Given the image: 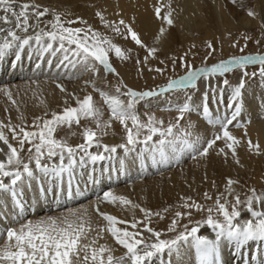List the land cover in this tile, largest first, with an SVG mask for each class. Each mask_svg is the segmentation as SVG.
I'll list each match as a JSON object with an SVG mask.
<instances>
[{"label":"bare ground","instance_id":"obj_1","mask_svg":"<svg viewBox=\"0 0 264 264\" xmlns=\"http://www.w3.org/2000/svg\"><path fill=\"white\" fill-rule=\"evenodd\" d=\"M251 1L253 0L248 2L237 0L235 3L232 0H20L21 3L39 4L40 10L44 7L49 9V5L64 9L75 8L85 19L88 18V24L94 30L111 37L114 43L127 51L129 58L128 63L117 62L115 59L116 63H114L109 55L110 63L118 73L116 75L105 73L102 66L98 64L99 72L85 70L82 66H77L75 69L57 68L59 54L54 57L50 53L40 54L25 47L20 52V59L17 60L15 52L9 51L4 58L0 59V65H2L0 67L2 69L0 121L8 123L10 119L13 124H19L20 117L23 116L26 124L31 125L35 117L44 116L46 112L48 113L46 118H51L52 111L60 113L65 107H77V98L83 99L88 94L93 96L95 105L103 111L102 119L107 121L111 118V112L97 89L114 95L115 87L120 85L122 80L124 85L132 89L155 90L160 93L157 90L161 83L164 84L171 77L154 79L155 73L149 69H153L151 67L158 61L156 57L165 59L166 53H172L177 45H182V42L191 39H217L237 30L245 31L252 37H262L263 34L257 27H263L264 31V2ZM169 6L172 25L157 18L155 14V8L161 7V16H163L169 10ZM249 11H252L254 15L249 16ZM97 12H100L109 22L118 23L120 19H123L139 34L144 45L156 47L155 55L149 57L146 64L143 63L147 55V47L136 45L130 36L126 39L116 36L111 28L102 23L100 17L96 15ZM0 14L3 13L0 12ZM52 19L53 15L49 11L41 18L40 26L45 27L47 21ZM35 22L34 18H30V24ZM12 26L14 27V21ZM6 27L8 25L0 22V28ZM161 27L165 29L163 34L160 33ZM18 34L23 35V33ZM29 34H32L31 29ZM0 35H7V33H0ZM157 37H159L158 40ZM137 59L141 61L139 65ZM181 72L179 71L178 74ZM243 74V69L235 73L234 84H224V79L219 77L216 80L204 78V87L199 85L193 88L189 86L175 89V92L145 98L136 105V112L141 121L147 122L148 117L152 115L158 120L161 119L158 118L157 110L163 105L170 103L169 106H173V109L174 107L180 109L187 103L188 111L190 110L186 115L187 119L185 118L186 121L174 128V132L190 133L189 140H194L196 137L207 140L221 132V125L213 121L217 118L221 121L230 118L234 111V104L241 103L242 110L237 118L240 127L235 126L237 121H233V125L229 126L232 134L240 140V143L236 145V157H233L231 150L227 149L224 140L217 141L207 156L197 155L196 159L192 158L193 153L189 150L184 149L181 152L183 145L177 140L175 146L168 145L165 148L170 152L169 162H163L158 152L153 154L149 151L141 155V149L144 147L142 144H138L133 152H125L124 149L118 148L110 159L106 158L93 163L86 158L82 165L78 162L73 169L71 195L67 173H63L59 178L45 176L35 169L33 162L31 166L34 169V176L30 179L25 177L18 182L15 186V195L7 192L0 193V232H3V227L7 226L8 222L11 228L18 229L28 221L60 216L73 210L81 214L85 228L88 230L87 237L81 241L82 244H90L91 247L96 248L106 245L112 250L113 256H121L126 249L107 231L108 222L99 212L108 213L129 222L133 220V213L135 219L143 220L144 213L140 210L141 208L149 209L154 213L159 212V216L153 215L150 218L149 226L160 231L162 239H168L176 234L167 230L172 219L175 218V212L188 211L180 206L184 199L190 197L191 200L188 203L195 201L206 209L214 204L218 193L226 190L228 177L238 181L232 187L240 194L242 200L249 193V189L254 188L257 194L264 193V78L244 82ZM241 82H243L241 96L237 101H233L231 98L234 90L241 85ZM58 85H62L65 91H61ZM6 91L11 92L15 103L9 100ZM121 91L126 89L121 87ZM120 98L125 101L128 99L126 96ZM229 104H233V107H229ZM205 105L210 109L211 120L204 115ZM159 111L161 112V109ZM166 112H168L167 109ZM164 115L165 109L163 117ZM111 120V126L107 129V134L100 137V142L109 146L125 143L124 127L118 120L114 118ZM128 125L131 127V121H128ZM86 127L97 130L96 122L92 118H81L79 124L73 122L64 127L61 134H58L56 130L54 135L57 139H67L70 145L75 146L84 142L82 133ZM7 134L10 142L18 147L16 141L12 140L11 133ZM159 139L160 136L157 133L150 143ZM249 139L253 144L259 145V154L255 149L249 148ZM28 147L29 145L25 144L24 151L21 153L25 157V162H27ZM0 148L7 151V147L2 142H0ZM221 148L227 156L219 151ZM90 151L103 152V149L92 147ZM153 155H155L156 163H153ZM177 156L178 162L175 158ZM4 158L3 153H0V159ZM46 163L59 164V158L55 157ZM65 163H67L66 160ZM9 182L10 178H4V183ZM99 189L101 190L97 192ZM109 191L114 196H125L139 207L132 209L130 205H122L118 200L105 201L103 194ZM205 192L209 193L211 199L205 198ZM90 194L93 195L90 196ZM228 199L232 201L231 196ZM70 202L72 205H69ZM240 207L243 209L244 206ZM255 207L264 210V206L255 205ZM12 208L16 210L14 213L11 212ZM30 208L38 211L31 215ZM165 208L168 209L167 212L163 211ZM47 209L50 211L46 212ZM24 212H26L24 220L12 223L21 214L25 215ZM191 213L190 219L194 222L208 215L207 211L195 208L191 209ZM213 215L215 216L216 213L214 212ZM219 218L222 219V216ZM248 218L250 214L245 210L238 220ZM154 224L158 225L155 227ZM184 225L193 226L189 224V217L180 219V226L176 231L179 232ZM117 227H128L129 231L133 230L130 224H117ZM143 227V224H139L137 230ZM101 229L104 230L101 232ZM197 234L209 238L215 237L214 231L206 225L201 226ZM143 235L146 238L155 239L146 230L143 231ZM93 241L95 243H92ZM190 241L191 238L189 242L181 245L178 253L172 256L166 252L163 264H199L195 247ZM5 242L6 235L0 240V247ZM91 247L88 250L89 256ZM83 255L84 253L81 252L82 257ZM220 261L221 264H264V241H250L240 249H236L234 245L222 240ZM88 264H91V261ZM156 264H159V261Z\"/></svg>","mask_w":264,"mask_h":264},{"label":"snow or ice","instance_id":"obj_2","mask_svg":"<svg viewBox=\"0 0 264 264\" xmlns=\"http://www.w3.org/2000/svg\"><path fill=\"white\" fill-rule=\"evenodd\" d=\"M232 2L235 3L236 0H232ZM40 9L41 5L34 2L21 3L20 0H0V12L3 13L0 14V22L8 25L6 28H0V33H7V35H0V59L4 58L9 51H14L16 59L19 60L20 52L27 47L40 54L50 53L54 57L59 54L57 68L75 69L77 66H82L85 70L99 72L98 64L102 66L105 73L118 75L116 68L110 63L109 53L114 51L116 57L124 60H127L129 56L127 51L114 43L111 37L94 30L91 25L72 27L77 22L82 25L86 24V21L79 17L75 20H65L62 17L66 16L67 13H58L47 7H44L43 10ZM49 11L52 12L53 19L47 21L45 27H41V18ZM155 14L157 18L166 21L167 24H173L170 6L163 16H161V7H156ZM248 14L254 15L252 11H249ZM96 15L100 17L102 23L111 28L116 36L125 39L130 36L136 45L147 47L139 34L123 19H120L118 23L109 22L104 19L100 12H97ZM30 18H34L36 22L30 24ZM13 21L14 27L12 26ZM30 29L32 34H29ZM164 32L165 29L161 27L160 33L163 34ZM18 33H23V35ZM158 39L159 37H157ZM207 47L214 50L211 42H208ZM156 52V47H147V55L144 57L143 63L146 64L149 57H153ZM180 60L184 61V56H181ZM140 63L141 61L137 59V64ZM255 64L261 66L260 74L264 76V53L232 56L229 59L214 63L210 67L194 68L185 62L182 66L186 68V73L179 78L169 79L166 86L160 87L159 91L164 93L173 89L195 86L201 77L208 78L216 74L223 76L233 69H243L246 65ZM173 68H175V60H173ZM155 71L162 73L164 70L156 68ZM223 82L228 84L227 79ZM242 86L243 82L234 90L231 98L233 101H237L241 96ZM58 87L61 91H65L62 85H58ZM121 87L126 91L122 92ZM97 91L108 105L111 118L118 120L124 127L126 142L113 146L100 142V137L107 134V129L110 128L112 120L111 118L107 121L102 119L103 111L95 105L91 94L85 95L83 99L77 98V107H65L60 113L52 111L51 118H46L47 112L44 116L35 117L31 125L26 124L23 116L20 117L21 123L19 124H13L10 119L8 123L0 121V142L7 147V151L0 148V153H3L5 157L0 159V193L7 192L15 195V186L18 182H21L25 177L30 179L34 176V169L31 166L34 162L35 169L45 176L59 178L63 173H67L69 194L71 195V183L74 178L73 169L78 162L82 165L86 158L93 163L106 158L110 159L118 148L124 149L125 152H133L138 144L144 145L141 149V155L149 151L153 154L158 152L163 162H169V157L165 152L166 146H175L177 140L181 141L183 145L181 152L184 149L189 150L194 153L193 159H196L197 155L199 157L207 156L209 150L219 140L226 142V147L231 150L233 157L237 155L236 145L240 143V140L232 134L229 126L233 125V121H237L240 116L242 104L239 102L234 104V111H232L230 118L225 121L217 118L213 121L221 125L220 133L207 140L201 137L189 140L190 133L177 134L174 132L177 125L172 123H169L167 127H162L163 120H158L154 115L149 116L147 122L141 121L136 112V105L145 98L159 95L155 90L137 91L124 85L121 80L120 85L115 87L114 95L101 89H97ZM6 95L9 100H12L10 91H6ZM121 96L128 97L127 101L121 99ZM12 103L15 101L12 100ZM229 107H233V104H229ZM188 109L189 105L185 103L179 111L184 113ZM203 112L211 120L210 109L207 105L204 106ZM81 118H92L96 122L98 131L86 127L82 133L84 142L75 146L70 145L67 139L55 137L54 133L58 127L66 124L71 125L73 122L79 124ZM182 118L181 116L180 119ZM128 121H131V127L128 125ZM235 126L240 127L238 121ZM9 132L18 147L10 142L7 134ZM157 133L160 139L150 143ZM25 144L29 145L27 162H25V157L21 155ZM248 146L250 149H255L259 154L258 144H253L249 139ZM92 147L102 148L103 152L93 153L90 151ZM219 151L227 156L223 148ZM55 157L59 158V164L46 163ZM175 158L178 162L179 157ZM152 160L153 163L157 162L155 155L152 156ZM237 162L239 161L237 160ZM4 178H10V182L4 183ZM205 179H207L206 176ZM236 183L238 181L228 177L226 190L218 193L214 204L206 209L198 202L188 203L191 200L190 197L185 198L180 206L188 209V211L175 212V218L172 219L167 230L176 232V234L168 239H162V233L149 226L150 218L153 215L159 216V212L154 213L149 209L141 208L140 210L144 213L143 220L135 219L133 213V220L129 222L120 220L114 215L99 212V208H97V212L108 222L107 231L126 249L121 256H113L112 250L106 245L96 248L91 247L90 244H82L81 241L87 237L88 230L85 228L81 214L73 210H69L60 216H49L36 221H28L18 229L7 228L4 232H0V238L6 235V242L0 247V264H82V262L88 264L89 261L91 264H156L157 261L159 264H163L165 253L167 252L169 256L178 253L181 245L184 242H189V238H191L190 243L195 247L199 264H221L220 246L222 240L234 245L236 249H240L250 241H264V210L255 207V205L264 206V193L257 194L254 188L249 189V193L242 200L240 194L235 192L232 187ZM204 195L206 199H211L209 193L205 192ZM229 196L232 197V201H229ZM103 199L111 202L118 200L122 205H130L132 209L139 207L125 196H114L110 191L104 192ZM241 205L244 206L243 209L240 207ZM193 208L207 211V217L200 221H192L190 217ZM245 210L250 214V218L238 220ZM163 211L167 212L168 209L165 208ZM214 212L216 213L215 216L213 215ZM220 216L222 219L219 218ZM183 217H189V224L193 226L184 225L177 232L180 219ZM117 224H130L133 230L129 231L128 227H117ZM139 224L144 225L143 229L137 230ZM204 225L214 231V238L197 234L200 227ZM103 230L101 229V232ZM145 230L155 239L146 238L143 235ZM90 247L91 255L89 256ZM81 252L84 253L83 257ZM105 254H107L106 259Z\"/></svg>","mask_w":264,"mask_h":264},{"label":"rangeland","instance_id":"obj_3","mask_svg":"<svg viewBox=\"0 0 264 264\" xmlns=\"http://www.w3.org/2000/svg\"><path fill=\"white\" fill-rule=\"evenodd\" d=\"M243 1L248 2V0H243ZM254 1L256 2L258 0H253L251 2L254 3ZM259 1L264 2V0H259ZM236 2H237V0H236ZM48 7L50 10L53 9L58 13H67L66 16L62 17L65 20H73V19L75 20V18L79 17V18H82L83 21H86L85 25H82L81 23L77 22V23H74L72 25V27H86L87 25H90V24H88L89 23L88 18L85 19V17L81 13H78L75 10V8L68 7L69 9L68 8L64 9L62 7L59 8L58 6L54 7V6H50V5ZM249 16H251V15H249ZM257 29L260 30V32H262L261 33V34H263L262 37H259V38L252 37L247 32L245 33V31L237 30V31L232 32L231 34L224 35L223 37H218L217 39L216 38L215 39L214 38L205 39V40H203V39L202 40H197V39L192 40L191 39V40L186 41V42L184 41V43L182 42V45H180V46L177 45L175 50L172 53H166L165 59H164V57H159V58L156 57V59L158 61L155 62L154 66L151 67V68H153V71L155 73V76L153 78L158 79V80L160 78L164 79V77H166V76H170L171 77L170 79L179 78L181 75H184L186 73V68L182 66V64L185 62L188 64H191L194 68L203 67V66H209L210 67L212 64L217 63L221 60L229 59L232 56L264 53V31H263V27H257ZM246 37H247V39H246ZM257 41H259V43H257ZM208 42H211L214 50L209 49L207 47ZM241 49H243V51H241ZM185 54H187V55H185ZM109 55L112 57V60L114 63H116L115 60L117 62L128 63V61H127L128 59L124 60V59H121L119 57H116L114 51L110 52ZM181 56H184V61L180 60ZM173 60H175V68H173ZM161 61H163V63H161ZM260 67L261 66L259 64L246 65L243 68V71H244L243 80H245L244 82H249L252 80L264 78V76H262L260 74ZM156 68L163 69L164 71L162 73L157 72V71H155ZM238 70H241V68L233 69L232 71L225 73L223 76H221L220 74H216L215 76H211L210 78H207V79L214 78L216 80L219 77V78H223L224 80L227 79L228 84H234L235 83V81H234L235 76L234 75ZM179 71H182L181 72L182 74L181 73L178 74ZM245 73H247V74H245ZM253 73H254V75H253ZM167 82L168 81H165L164 84L161 83L162 85H160V87L166 86ZM199 85L204 87V77H201L196 82V85L191 86V87L193 88V87H197ZM160 87L157 91L160 90ZM134 89H136V88H134ZM178 89H182V88H178ZM136 90L137 91H140V90L143 91V89H140V88H138ZM173 90L174 91H171V90L168 91V93L175 92V89H173ZM165 93L166 92L159 93V94L164 95ZM166 105H167V108H165ZM166 105H163L162 107L159 108V110L161 109L162 113L159 110H157V114L159 115L158 118H161L160 120L164 119V121H163L164 124L162 125V127H167L169 123L176 124L178 127L180 125V123L186 121L185 120V118L187 119L186 115H188V112L190 110L186 111L184 113H181L179 111V108L174 107V109H173V106H169L170 103L166 104ZM164 109H165V115L163 117ZM166 109L168 112H166ZM181 116L183 117L182 119H180ZM170 120H172V121H170ZM66 126H68V125L66 124V125L58 127L57 133L61 134L63 132V128ZM73 128L75 130H79L76 127H73ZM165 152L168 155L169 160H171L170 159L171 158L170 152H168L166 149H165ZM192 155H194V153ZM172 159L175 160L174 158H172ZM157 225L158 224H156V225L154 224L155 227Z\"/></svg>","mask_w":264,"mask_h":264}]
</instances>
